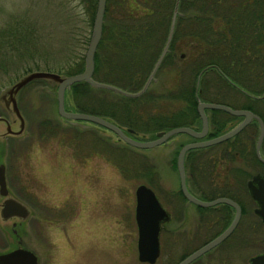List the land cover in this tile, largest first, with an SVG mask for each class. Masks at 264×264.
<instances>
[{
	"label": "rangeland",
	"instance_id": "obj_1",
	"mask_svg": "<svg viewBox=\"0 0 264 264\" xmlns=\"http://www.w3.org/2000/svg\"><path fill=\"white\" fill-rule=\"evenodd\" d=\"M88 3V0H0V94L30 70H48L66 75L81 71L94 14V10L90 14ZM116 4L117 0H105L102 18L105 33L113 29L111 25H118L116 14L119 10ZM129 7L127 9L132 8ZM17 22L28 27H25L26 35H20L22 28ZM152 36L154 49L157 50L158 37L156 34ZM183 46L176 47V59L180 52L181 59L186 56ZM99 51H103V48L99 47ZM126 59L114 57L117 64L106 76V79L119 81L125 89L133 87L128 85L130 75L127 71L134 73L141 63L136 62L134 70L129 71L132 65L124 68L121 65ZM184 59L180 66L179 60L158 66L142 94L145 96L143 99L134 97L125 100L121 94L99 92L97 88L85 89L84 93L79 91L74 98L69 90H65L64 106L76 109L77 103L83 102L80 100L85 97L93 99L94 103L102 100L101 103L114 107L125 104L126 109L131 107V114L137 112L143 120L145 116H168L185 104L173 97L176 93L174 87L187 77V72L182 68L180 75L177 72V68L186 64ZM148 69L149 66L147 70L144 68V75L138 79L140 84ZM175 70L177 76H174ZM92 76L96 79L104 75L99 71ZM55 88V82L42 78L24 84L16 98V105L23 117V129L18 135L0 140V161L5 166L8 190L23 200L28 208L21 243L34 252L36 264H173L221 230L220 221L216 222L215 219L219 204L196 206L185 201L176 191L179 186L175 167V156L179 149L177 142L186 140L185 134H173L174 139L170 141L174 142L135 148L94 123L84 127L69 125L56 111ZM216 91L217 87L214 86L201 96L217 99L213 95ZM218 99L231 106H243L245 101L239 93L229 88L221 92ZM90 100H85L83 104ZM110 108L115 111V108ZM3 109L0 99V113H4ZM116 112L123 129L135 127L137 135L148 136L147 133H140L146 129L140 123L135 121L130 125L124 110ZM190 114L194 120L193 112ZM4 115L7 119L11 118L10 114ZM218 116L222 117L220 113ZM150 120L158 121L159 118L152 116ZM169 122L165 119L163 125ZM3 127V123H0V130ZM247 129L243 132L249 138L253 136L255 143L258 127L254 133ZM248 143L250 147L252 140L249 139ZM220 150L218 144L205 150L209 155L206 154V162L211 156L213 158L212 166L209 163L207 167L203 160L200 164L201 158L193 164H186L189 179L193 178L194 164L204 167L207 173L205 179H197L198 187H194L191 180L189 187L195 190V195L200 199L212 198L222 189L232 190L227 183L233 180L236 185L233 188L236 187L235 191L239 189L235 195H239L244 206L243 213L224 240L187 264H247V257L264 246V223L252 212L254 203L243 188L244 182L242 184L235 176L230 178L222 173L228 159L222 156ZM89 153L90 157L87 156ZM243 154L242 149L241 154L235 155L240 159L235 157L237 160L231 163L240 170L241 181L256 166L252 160H242L240 156ZM216 180L219 191L213 190ZM139 182L152 188L170 214L169 220L161 226L160 252L152 263L139 261L136 256L133 190ZM232 214L233 211H229V219ZM0 243L3 244L1 235Z\"/></svg>",
	"mask_w": 264,
	"mask_h": 264
},
{
	"label": "trees",
	"instance_id": "obj_2",
	"mask_svg": "<svg viewBox=\"0 0 264 264\" xmlns=\"http://www.w3.org/2000/svg\"><path fill=\"white\" fill-rule=\"evenodd\" d=\"M88 1L91 14L94 10V0ZM173 4L174 0H117L116 8L119 12L116 16L118 15V25H111L113 29L106 30V33L104 29H102V25L101 35L93 54L92 72L94 74L100 71L101 74L104 75V78L95 79V76L92 77L97 81L109 83L124 90L133 91L138 89L145 80L144 79L141 84L138 81V79L144 75V68L147 70L149 66V72L162 47V42L166 35L165 32H167L170 22ZM129 6L132 8L127 9L130 8ZM176 7L177 15L174 18L170 46L176 50L184 45L183 47L186 49L185 52L187 53L184 57L185 59L183 58L186 64L179 68L176 67L178 71L175 70L174 76H177V72L178 75L181 74L179 72L181 68L183 69L182 71L187 72L186 80L182 78V82L177 87H179V89L182 88L180 90L181 96L187 99L188 107L192 110L193 116L195 115L196 117L197 115L195 110L196 98L194 97L195 80L197 76L198 90L196 96L201 100L220 102L218 95L227 88L231 90L240 88L253 95H258L264 91V0H178ZM131 23H135V25L132 26L130 25ZM152 34H156L158 37L157 40L159 44L157 45L159 48L157 50L154 49ZM99 47L103 48V51H99L98 53ZM114 57L120 60L128 58V60L122 61L121 65L123 68L127 67V65H132V67L128 68L129 71L134 70L133 67L136 62H141L136 69L137 71L134 73L130 74L124 69L131 77H128V79H130L128 85L133 86L132 88L125 89L116 79H106V76L110 75V70L117 64ZM183 59H176L171 56V52H168L161 59L159 66L172 64L175 60H179L178 64L180 66V62L181 60L183 61ZM121 79L124 80L123 77H121ZM214 86L217 87V91L213 95L217 96V99L211 98V100L201 96L207 89H214ZM88 88H97L99 92L105 93L112 91L110 89L92 86L84 80L71 83L66 90H69L72 97L74 96V98H76L75 95L79 93V91H83L82 93H84V90ZM121 97L125 100L134 98L124 95H121ZM142 97V94L137 96L139 100L143 99L145 96ZM243 98L245 99L244 104L247 107L264 118V96L259 99V97L253 98L244 95ZM90 99L91 98H82L80 101L83 102L77 103L75 106L77 108L74 110L108 115L112 116L113 119L116 118L117 113L111 111L112 109L110 108H114V106L101 103L102 100L94 103L93 99ZM85 100H90V102L84 105L83 103ZM120 106L124 107L126 117L131 114V107L126 109L125 104H120ZM211 110L214 112H224L219 109ZM137 114V112H134L131 115L138 117ZM145 118L147 117L145 116ZM128 119H130V125H133L132 122H134L135 119ZM139 119H142V117L140 116ZM224 124V119L217 121L210 120L212 131L222 130ZM256 127L257 123L255 121L247 126L248 130L253 133L256 131ZM236 136L238 138L240 134L237 133ZM252 137L249 138L252 140L250 147L247 145L249 144L248 139L245 143L236 145L233 148L234 151L230 150L229 152L225 150L226 141L217 143L221 146L220 153L222 156L228 159L224 165L223 172L226 175H231L230 170L235 169V171H233L235 174L234 176L236 179L239 178L238 181L242 182V184L244 180L241 181L240 170L231 165V163L237 160L235 157L240 159L239 156L235 155L241 154L243 148L246 149V153L250 154V156H243L245 155L243 154L240 156L242 160H256L258 162L253 154L254 143ZM263 140L261 141V147L264 148ZM205 150V148H200L189 150V152L198 151L203 153ZM206 153L208 155V152ZM202 163L203 161H201L200 164ZM209 163L210 161L204 162L207 167ZM211 164L212 163H210V165ZM258 165H260L261 169L258 167V169L255 170L264 172V164L258 162ZM193 168L196 170L197 177L200 180L205 179V174L207 173L204 171V167L198 168L196 164H194ZM225 189L221 190L220 188L221 192L218 189L220 192L219 194L226 195L234 200L237 199L233 189H228L229 192ZM231 192H233V194H231ZM220 205H223L221 212L224 214V217H228V212L231 207L227 204ZM227 222L228 220L225 218L224 222L221 223L222 227H224Z\"/></svg>",
	"mask_w": 264,
	"mask_h": 264
},
{
	"label": "water",
	"instance_id": "obj_3",
	"mask_svg": "<svg viewBox=\"0 0 264 264\" xmlns=\"http://www.w3.org/2000/svg\"><path fill=\"white\" fill-rule=\"evenodd\" d=\"M104 3L105 0H96L90 35L84 52L83 67L81 71L67 75L59 74L57 72L48 70L28 71L21 75L19 78H17L13 83L8 85L0 94V99L3 104V107L6 109L7 113L11 115V118L8 122L0 121V123H3L4 126L3 129L0 130V140L6 135L13 136L21 133L24 123L23 118L19 113L15 102V94L16 91L22 85L36 78H42L49 82L56 83V111L60 116L66 119H73L74 121L86 120L98 126L104 127L112 131L119 139H121L128 145L137 148H148L159 144L173 133L183 132L190 134L194 137H200L204 135L207 127V119L204 113L205 108L221 109L231 115H241L242 119L232 128L205 140L184 143L177 151L175 158V167L178 175L179 189L182 195L188 201H191L200 206L212 205L221 202L230 205L234 210L230 222L224 229H222L216 236H214L213 238H211L210 240H208L207 242H205L204 244L184 256L177 263H175L186 264L191 261L194 257L198 256L199 254H201L202 252L222 240L232 230L238 220L240 208L234 200L226 196H218L209 200H202L190 194L186 189L184 182V152L189 148L210 145L224 140L238 132L251 117H254L259 123V132L255 143V155L257 159H259L261 162H264V158H262L258 152V145L263 134V125L262 122L259 120L258 116L247 109L232 108L224 103L219 102L198 101L196 103V111L200 119V130L196 131L184 125L174 126L164 131H158L157 137L155 138L144 140L131 137L130 135L126 134L118 125L108 121L107 119L99 115L80 111L65 110L63 106L64 90L68 88L71 83L79 80H84L92 86L111 89L113 91L125 95L134 96L139 94L147 86L148 82L150 81L153 75V72L155 71L159 61L161 60L166 50V46L168 44L170 33L172 30L177 0L174 1L173 11L171 14V20L169 25V32L166 41L164 42V45L158 57L156 58L151 70L149 71L145 81L137 91L128 92L114 85L93 79L91 76L93 70V53L101 34ZM127 131L130 132V130ZM245 187L249 196L256 204V206L253 208V212L261 220H264V175L259 172L251 174L250 177L245 181ZM0 194H7V189L4 180V166L2 163H0ZM134 196V221L136 225V256L139 261L152 263L159 253L158 232L160 229V223L168 219V213L160 205L153 191L146 185L142 183L137 184L134 189ZM0 215H2L3 217L18 216L21 220L24 221V219L28 215V210L25 205L20 203L15 198L11 196H5L0 208ZM0 264H36V255L32 250L26 247H15L9 251H6L5 253H0ZM249 264H264V253L251 256L249 258Z\"/></svg>",
	"mask_w": 264,
	"mask_h": 264
},
{
	"label": "flooded vegetation",
	"instance_id": "obj_4",
	"mask_svg": "<svg viewBox=\"0 0 264 264\" xmlns=\"http://www.w3.org/2000/svg\"><path fill=\"white\" fill-rule=\"evenodd\" d=\"M18 23V26H20L21 28H22V33L20 34V35H26V30H25V27L26 28H28L26 25H24V24H22L21 22H17ZM25 39V38H24ZM171 46H170V41L168 42V44H167V46H166V50H165V54H167L168 52H171V56H173V57H175V48L173 49V47L171 48ZM164 54V55H165ZM179 58L178 59H180L181 57H182V53L180 52L179 53V56H178ZM197 83H198V76H197V79L195 80V88H194V97L196 98V101L198 100H200L201 101V99H199L197 96H196V94H197ZM147 87V86H146ZM20 89V88H19ZM19 89L17 90V92H16V95H15V102H16V98H17V94H18V91H19ZM139 89V88H138ZM138 89H136V90H133V91H128V90H125V91H128V92H135V91H137ZM146 89V88H145ZM145 89L142 91V92H140L138 95H136V96H130V95H125V94H121V93H119V94H121V95H124V96H127V97H137V96H139L140 94H143V92L145 91ZM175 94H173V97H175V99H177V100H179V101H182V103H184L185 102V104H184V106H183V104H181L179 107H177V109H175V110H173V111H171L170 113H169V115L167 116V115H165V116H163V115H152V116H154V117H158L159 118V120L158 121H151L150 119H151V117H148V116H146L147 118H145L144 116V118H145V120H143V118L142 119H139L138 117H136V116H133V115H129V116H127L128 118H134L135 119V121L136 122H138V123H140L141 125V127L143 128V127H146V129L145 130H143V131H140V133H147L148 134V136H146V137H142L141 135H137L136 134V132L134 131V129H136L135 127H134V129L133 128H129V127H126L125 129H123V127H122V124L120 123L121 121H119V120H115V119H117V115H116V118L115 119H113L112 118V116H108V115H102V114H97V113H92V114H95V115H99V116H101V117H104L105 119H107V120H109V121H111V122H113V123H115L116 125H118L120 128H122L124 131H127V130H130V134H131V136H133L134 138H137V139H144V140H146V139H152V138H155V137H157V132L158 131H164V130H166V129H168V128H171V127H174V126H181V125H184V126H188V127H190V128H192V129H194V130H200V119H199V117H198V114H197V116L195 117V116H193L194 117V120H192V115L190 114V112L192 111V110H190V108L188 107V103H187V100L185 99V98H183L182 96H181V93H180V90L182 89H179V87H175ZM124 90V89H123ZM233 92H237V93H239L241 96L243 95H247V96H250V97H253V98H258L259 97V99L261 98V97H263L264 96V91L263 92H261V93H259L258 95H253V94H251L250 92H247V91H245V90H242V89H240V88H236L235 90H232ZM116 93H118V92H116ZM242 96V97H243ZM198 98V99H197ZM236 99H238V98H236ZM245 100V99H244ZM227 104V103H226ZM228 105H230V104H228ZM231 106V105H230ZM233 108H242V109H247V110H249V111H251L252 113H254L255 115H257L258 116V118H259V120L262 122V125H263V134H262V139H261V141L263 140V137H264V118H262V116L261 115H258V114H256V112L254 111V110H252L251 108H249V107H247L245 104L243 105V106H232ZM115 108V112H116V110L118 111V110H124V107H122V106H115L114 107ZM64 109L65 110H72V109H68V107H65L64 106ZM18 110H19V108H18ZM74 110V109H73ZM209 110V111H208ZM207 111L209 112H207V111H205L204 113H205V115H206V119H207V127H206V131H205V134L204 135H202V136H200V137H194V136H192V135H190V134H187V133H183V134H185L186 136H187V139L186 140H181V141H178L177 143H178V145H179V148L184 144V143H189V142H193V141H201V140H205V139H208V138H211V137H214V136H216V135H218V134H220V133H222V132H224V131H226V130H228V129H230V128H232L233 126H235L241 119H242V116L241 115H231V114H229V113H227V112H214L213 110H211V109H208ZM6 109L4 108L3 109V112L4 113H0V121H2V122H4V121H7L8 122V119L6 118V116L4 115V114H6ZM111 111H114V110H111ZM19 112H20V110H19ZM87 113H90V112H87ZM117 113V112H116ZM218 113H220L221 114V116L222 117H219L218 116ZM20 114H22L21 112H20ZM198 117V118H197ZM150 118V119H149ZM110 119H112V120H110ZM137 119H139V120H137ZM165 119H167V120H169V121H171V122H169V123H166V125H163V120L165 121ZM222 119H224L225 120V124H224V126H223V128H222V130H220V131H216V130H214V131H212V129H211V127H210V120H222ZM115 121H117V122H115ZM134 121V122H135ZM253 121H255L256 123H257V127L259 128V123H258V121H257V119L256 118H254V117H251L248 121H247V123L238 131V132H236L234 135H232V136H230V137H228V138H226V139H224V140H221L220 142H222V141H226V147H225V150H226V152H229L230 150H232V151H234V147L236 146V145H239V144H243V143H245L248 139H249V136H248V134L247 133H245V132H243V130L249 125V124H252V122ZM68 122L70 123H68L69 125H72V126H77V127H79L78 125H80V126H90V125H92L89 121H84L83 123L82 122H80L79 120H77V121H74V120H68ZM72 123H75V124H72ZM76 124H78V125H76ZM248 130V129H247ZM250 131V130H249ZM138 132V131H137ZM149 133H150V136H149ZM237 133H239V134H242V135H240V137H238L237 138ZM176 134H178V133H176ZM174 135L172 134V135H170V136H168L167 138H166V140H164V142H161V143H169V142H174V141H170V140H173L174 138ZM5 138H7V136H4L2 139L4 140ZM169 141V142H168ZM4 142V141H3ZM220 142H218V143H220ZM215 144H217V143H215ZM215 144H211V145H205V146H199V147H193V148H189V149H187L185 152H184V155H183V169H184V182H185V186H186V189L188 190V192L190 193V194H192V195H194V196H196L195 195V190H193L191 187H189V181L191 180V182H192V184H193V186L194 187H198L197 186V183H196V181H197V179H199L198 177H197V172H196V170L195 169H193L192 168V170H194V171H192V175H193V178H191V179H189V177L190 176H188V174L186 175V170H185V166H186V164H193L195 161H197V159L198 160H200V158H201V161L203 160L204 162H206L207 160H208V157H207V153H205V152H203V153H201V152H189V150H192V149H200V148H205L206 150L207 149H209L210 148V146H212V145H215ZM261 145H262V142H260L259 143V145H258V152H259V154H260V156L262 157V158H264V152H263V147H261ZM208 147V148H207ZM245 152V155L246 156H250V154H247L246 152V149H244L243 148V153ZM177 153V152H176ZM253 154H254V157H256L255 156V143H254V146H253ZM200 155L202 156V157H200ZM87 156L88 157H90L91 156V154L89 153V154H87ZM203 156H205V157H203ZM209 156V155H208ZM176 157V156H175ZM205 158V159H204ZM257 159V158H256ZM211 160V161H210ZM258 160V159H257ZM209 161H210V163H213V158H212V156H211V158H209ZM253 162H254V164L256 165L255 167H259V169H261L260 168V165H258V162H260V160H258V162L256 161V160H253ZM0 163H2L3 164V166H4V163L2 162V161H0ZM260 163H262V164H264V162H260ZM188 164V165H189ZM211 166H212V164H211ZM254 167V171H256V172H259V173H262V172H260L259 170H255V169H258V168H255ZM199 168V167H198ZM200 170V169H199ZM233 171H235V169H233V170H230V172H231V175H229L230 176V178H234V173H233ZM222 173H223V171H222ZM227 175V176H228ZM188 176V177H187ZM239 178H237V180H238ZM4 180H5V186H6V189H7V194L6 195H4V194H0V208H1V205H2V201H3V199L5 198V196H11V197H13V198H15L16 200H18L20 203H22L23 205H25L23 202V200H21V199H18L17 197H15V196H13L10 192H9V190H8V187H7V183H6V178H5V166H4ZM233 180H231L229 183H227V185L229 186V188L230 187H232V189H233V191H234V193H237L238 192V190L239 189H237V191H235V189H236V187H234L233 188V186H236L235 185V182L233 181ZM239 182V181H238ZM245 185V184H244ZM214 189L213 190H218L219 189V184H218V181L216 180L215 182H214ZM150 187V186H149ZM243 188H244V186H243ZM244 190H245V188H244ZM178 193H179V195H181L182 196V198L183 199H185V201H187L186 200V198L182 195V193L180 192V190H179V188H177V190H176ZM201 191V190H200ZM245 192H246V190H245ZM220 193V192H219ZM218 193V194H219ZM247 193V192H246ZM239 196V195H238ZM238 196H235L237 199L236 200H234L237 204H238V206H239V208H240V214H242L243 213V210H242V208H244V206H243V204L241 203V201H240V199L238 198ZM196 197H198V196H196ZM200 198V197H199ZM212 206H214V205H212ZM222 206L223 205H220V208H219V212L217 213V215H216V218L215 219H217L216 220V222H219L220 221V223H222V222H224V220H225V218H227V220H229V215H228V217H224V214L221 212L222 211ZM25 207L27 208V206L25 205ZM27 210H28V208H27ZM233 211V209L232 208H230L229 209V211ZM229 213V212H228ZM170 215V214H169ZM240 216V215H239ZM170 218V217H169ZM239 219V218H238ZM261 221V220H260ZM0 222H1V225H0V235L2 236V239H3V244L2 243H0V248H1V251H0V253H5L6 251H9V250H11V249H13V248H15V247H22L23 245H22V243H21V240H22V233H23V224H24V221L23 220H21L18 216H10V217H3L2 215H0ZM229 222V221H228ZM227 222V223H228ZM238 222V221H237ZM262 223H264V221H261ZM237 224V223H236ZM236 226V225H235ZM234 226V227H235ZM234 229V228H233ZM214 236V235H213ZM211 238V237H210ZM209 238V239H210ZM208 240V239H207ZM206 240V241H207ZM224 240V239H223ZM204 243V242H203ZM12 244V245H11ZM215 246V245H214ZM24 247V246H23ZM209 250V249H208ZM256 253H264V246L263 247H261L260 248V250L259 251H257ZM256 253H254V254H256ZM203 254V253H202ZM201 255V254H200ZM253 255V254H252ZM199 256V255H198ZM197 256V257H198ZM251 256V255H250ZM196 258V257H195ZM194 258V259H195ZM248 258H249V256L247 257V264H248ZM193 260V259H192ZM227 264H229V263H227Z\"/></svg>",
	"mask_w": 264,
	"mask_h": 264
}]
</instances>
